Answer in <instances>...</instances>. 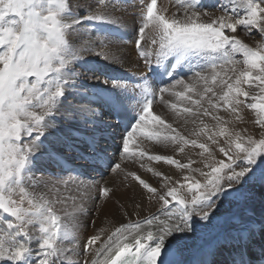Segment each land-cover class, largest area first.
I'll list each match as a JSON object with an SVG mask.
<instances>
[{
	"label": "snow or ice",
	"instance_id": "1",
	"mask_svg": "<svg viewBox=\"0 0 264 264\" xmlns=\"http://www.w3.org/2000/svg\"><path fill=\"white\" fill-rule=\"evenodd\" d=\"M175 6L0 0V264H264V44L238 37H264V0ZM133 53L143 67L122 74ZM101 198L116 223L81 240Z\"/></svg>",
	"mask_w": 264,
	"mask_h": 264
},
{
	"label": "bare ground",
	"instance_id": "2",
	"mask_svg": "<svg viewBox=\"0 0 264 264\" xmlns=\"http://www.w3.org/2000/svg\"><path fill=\"white\" fill-rule=\"evenodd\" d=\"M171 0H160V5L164 4L167 7H169L173 12L178 11V9L176 8V6H174L171 2H169ZM205 3L208 2V0H204ZM207 10V9H205ZM217 15H219V12H217ZM245 31L240 30L238 32V37L241 38L242 40H244L245 43H248L250 46L255 47L258 44H263L264 40L261 42L257 41V40H253L251 38H246L244 37V35L242 36L241 33ZM137 57L135 56V54H130V59L128 60V62L124 63L121 67V73L124 74H128V73H138V69L142 68V64H138L137 62ZM165 99L169 100L170 103L171 102H176L179 105V102L176 101L175 97H169L167 95H165ZM157 109V113H161V112H165L166 115L170 118V121L173 117V110L168 107L167 105L164 106V108H161V105H158ZM155 109V110H156ZM244 113H246L245 115V123L241 125V127H246L250 132H252L253 128H254V119H255V113L250 112L247 108L244 109ZM205 122L209 124V126L211 127L212 122L208 119L205 118ZM174 127L177 128L178 131H182L183 134L185 135H190L193 129V125L191 123H188L187 125H185V123L183 122V120H178L174 123ZM198 130V129H197ZM255 130V129H254ZM148 150L150 153L152 154H171V151L168 149H165L164 146H156L153 147L151 145L148 146ZM196 151L195 150L193 152H191V156L193 158L198 159V157H196ZM177 158H180L179 156H177ZM125 168L129 169V170H136V166L133 162L130 161H124L123 165ZM146 167H154L156 168V170L159 171H165L167 174L172 175L173 172H175V174L178 176L179 175V171L178 170H174V169H170V166L165 165V164H156L155 162H147L146 161ZM140 174H142L144 176V178L148 179L150 178L153 182H155V180L157 178L152 177L151 173H148L146 171L141 170ZM37 175H39V173H37ZM105 181L108 182H114L116 184H120V178L116 177V176H108L105 177L103 179V183ZM102 185V184H101ZM69 189L71 190V195H69L68 191H65V196H68L69 198L67 199L66 203L62 206V210L59 212V214L61 216L64 215V212L67 211L68 213H72L73 208L75 207V205L77 203H79L78 199H74L77 189H76V185L74 184H70L69 185ZM122 190V189H121ZM89 192L91 193V195H95L96 189L92 188L89 189ZM100 205V211H93L90 214H88L85 217H82L80 220V231H78L76 233V235L82 240L84 236H89L91 234H93L97 229L100 228H110L115 222L114 218L111 216H107L106 213H108L111 210V204L108 205L107 208H105L104 205V200L103 198L97 202ZM156 210V206L155 205H148L145 204L143 211H142V216H147L150 213L154 212ZM133 219H137V217H133ZM90 221L94 222L93 226H89L88 223ZM118 226V225H117ZM69 243L66 244V247L69 249V257L72 261L78 260L79 257H77L72 251L71 249L75 246L74 243L72 242V237L71 235L69 236L68 240Z\"/></svg>",
	"mask_w": 264,
	"mask_h": 264
},
{
	"label": "rangeland",
	"instance_id": "3",
	"mask_svg": "<svg viewBox=\"0 0 264 264\" xmlns=\"http://www.w3.org/2000/svg\"><path fill=\"white\" fill-rule=\"evenodd\" d=\"M169 2H171L174 6H175V4H176V0H171V1H169ZM160 7V0H158V8ZM177 8V7H176ZM242 31H244V30H242ZM241 35L243 36L244 35V37H246V38H251V39H253V40H257L258 42L260 41L261 42V40L263 41L264 40V37H262V35L261 34H259L258 32H254L252 35H249L246 31H245V34H244V32H242L241 33ZM262 44V43H261ZM264 44V43H263ZM129 48H130V46H128ZM143 66V65H142ZM158 105H160V103L157 101V103L154 105V108L156 109L157 107H158ZM246 109V108H245ZM156 111H157V109H156ZM255 128H253V130H252V132H254L255 130H254ZM111 151V150H110ZM109 175L107 174V173H105L104 175H103V177H101V175H100V173L99 172H89V175L88 176H86V177H82V179H85V180H89V178L90 177H92V178H95V180L96 181H98L100 184H103V179L105 178V177H108ZM90 182V181H89ZM97 194V191L95 192V195ZM94 195V196H95ZM190 195V194H189ZM102 199V198H101ZM88 225L89 226H93L94 224H93V221H90L89 223H88ZM67 243H69V241H66V244Z\"/></svg>",
	"mask_w": 264,
	"mask_h": 264
}]
</instances>
